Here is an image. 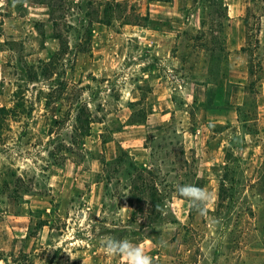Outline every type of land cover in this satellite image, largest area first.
<instances>
[{"label": "rangeland", "instance_id": "rangeland-1", "mask_svg": "<svg viewBox=\"0 0 264 264\" xmlns=\"http://www.w3.org/2000/svg\"><path fill=\"white\" fill-rule=\"evenodd\" d=\"M77 1L0 0V264H129L110 238L152 264H264V0H88L110 22L83 28ZM120 148L158 211L107 173Z\"/></svg>", "mask_w": 264, "mask_h": 264}, {"label": "trees", "instance_id": "trees-1", "mask_svg": "<svg viewBox=\"0 0 264 264\" xmlns=\"http://www.w3.org/2000/svg\"><path fill=\"white\" fill-rule=\"evenodd\" d=\"M36 1L40 4L46 5L49 8L52 18H55L54 16L57 15V13L62 9V5L60 4L61 0H59V2H57V0ZM212 4L216 6H222L225 12L227 10L223 0H212ZM59 5L61 6L59 7ZM74 5L77 15L80 14L79 19L77 20L79 27L81 28L85 26L90 27L91 24L96 22L101 23L103 18H105L104 15H106L107 8L110 7V5L106 3L105 9L100 10V8H96L94 4L88 0H78L76 3H74ZM226 17L227 14H225V18ZM52 21L53 26L56 27L54 28V31L59 32L57 28L59 24H56L57 20L53 19ZM104 21L108 23L110 22L108 18H105ZM69 29H71L70 26ZM55 37L58 39V41L62 42L60 34H56ZM252 43L253 42L250 41V44ZM61 46L63 47L64 45L62 44ZM66 47L68 46L66 45ZM257 48V46H248V53H250V55H255ZM243 50H245V48L242 49V51ZM256 60L264 59L257 57ZM107 166L110 167L107 170L108 174H118L123 180L128 182V184H126V189L130 195L128 198L129 205L132 204V199H135L139 205L143 204L145 206H149L152 212L158 211L162 208V205H165V203L162 204V201H164V196L158 189V184L155 180L156 176H154L150 170L139 168L135 164L133 157L129 156L125 150L120 148L116 158L104 164V168Z\"/></svg>", "mask_w": 264, "mask_h": 264}, {"label": "clouds", "instance_id": "clouds-1", "mask_svg": "<svg viewBox=\"0 0 264 264\" xmlns=\"http://www.w3.org/2000/svg\"><path fill=\"white\" fill-rule=\"evenodd\" d=\"M177 192L201 214L206 212L205 206L211 201V194L207 190L194 185H178ZM101 249L109 256L124 255L129 264H152L150 256L146 255L139 247L133 246L126 239L115 240L110 238L101 244Z\"/></svg>", "mask_w": 264, "mask_h": 264}, {"label": "crops", "instance_id": "crops-1", "mask_svg": "<svg viewBox=\"0 0 264 264\" xmlns=\"http://www.w3.org/2000/svg\"><path fill=\"white\" fill-rule=\"evenodd\" d=\"M167 114H168V113L165 112V113H163V116H166ZM133 159H134V158H133ZM134 162H135V160H134ZM135 164H136V162H135ZM136 165H137V164H136Z\"/></svg>", "mask_w": 264, "mask_h": 264}]
</instances>
